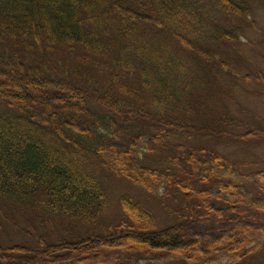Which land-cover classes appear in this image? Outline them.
Segmentation results:
<instances>
[{
    "label": "trees",
    "instance_id": "16d2710c",
    "mask_svg": "<svg viewBox=\"0 0 264 264\" xmlns=\"http://www.w3.org/2000/svg\"><path fill=\"white\" fill-rule=\"evenodd\" d=\"M257 2L0 0V226L12 211L41 226L36 241L0 240V264H194L184 249L201 242L203 264H237L261 246L264 171L191 143L249 127L211 98L233 99L239 82L264 91V77L206 45L234 42ZM108 174L146 201L122 195V220L93 233L107 227ZM58 217L86 231L50 236ZM233 221L238 236L217 235ZM223 238L239 243L217 250Z\"/></svg>",
    "mask_w": 264,
    "mask_h": 264
},
{
    "label": "rangeland",
    "instance_id": "374dc122",
    "mask_svg": "<svg viewBox=\"0 0 264 264\" xmlns=\"http://www.w3.org/2000/svg\"><path fill=\"white\" fill-rule=\"evenodd\" d=\"M233 23L235 25L239 24L242 28V34L237 37L234 42H223L219 45L217 43H209L206 46L217 50L219 57L222 58H224V55L226 56L228 51L232 54L237 53V57L239 58L236 62L232 63L233 65H231L232 68L234 66L236 69V71H233L234 73L236 72L238 75H245L247 73L256 72L260 76L264 77V3L257 2L254 5L252 14L249 17L246 19L234 20ZM231 66L229 65L230 68ZM254 81L257 80L255 79ZM249 82H253V80H249ZM225 84L233 85L229 82H226ZM224 86L226 87V85ZM259 88L256 85H251L250 83L241 84L239 82V84L232 86L233 99H229L221 95L219 97L211 98L213 113L225 111L226 114L231 115L236 120L244 122L249 119V127H244V123L239 126H230V129L233 131L224 132V134H227L225 136H228V140L193 138L194 140H192L191 143L194 146L201 145L207 148H216L221 154H225L229 159L240 163L241 167H245L244 169L246 171H264V91H261V88ZM249 130H258L262 133V135L255 138L251 136L244 138L240 137ZM103 182L106 192V208L103 216L101 217V221L102 225L107 227L102 231L100 230V227H96L92 230V232L97 233L100 231L102 234H105L109 232V225H116L123 218V210L120 201L122 195L130 194L141 202L146 201V199L144 198L145 192L143 188L139 185H135L133 183L131 184L129 180L117 178L108 174L103 178ZM12 212L14 215L10 212H8V214L14 218V225L6 223L4 219H1V242L3 244H9L22 242L24 240L27 242L36 241L41 226L37 223L36 227H34L33 224H29L27 222L23 213ZM54 221L56 229L53 231L48 229L50 236H53V233L56 232L63 233L65 237H70V234L73 232V236H75V234H83L86 231V227L81 226L80 224L69 223L65 220V217H58ZM13 226L19 228V230L15 229ZM24 228L30 230L28 232L29 235H25L23 233ZM239 228L240 223L237 221L228 222L221 226H214L217 235L220 234L222 237L226 235L238 236ZM22 233L25 237L21 235ZM182 237L186 242L194 244L200 239L198 234L195 233H187L182 235ZM121 241L124 243L130 242L124 238H122ZM218 242L221 246L217 250L223 251L232 248L233 244H238L239 239L236 238L233 242V240L230 241L223 238L218 240ZM195 246L196 249L194 251L189 249L184 250H186L189 254L191 262L194 264H203L204 261H206V257L213 254L209 251L210 246L206 245L204 242H201L200 245L196 244ZM198 254L203 255L202 257H198ZM105 255H111V252L107 251ZM99 258L100 257L98 256V259ZM34 264L39 263L35 262ZM165 264L173 263L167 262ZM237 264H264V241L259 248L253 249L249 255Z\"/></svg>",
    "mask_w": 264,
    "mask_h": 264
}]
</instances>
